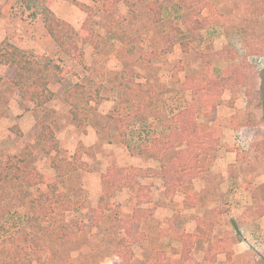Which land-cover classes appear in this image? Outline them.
<instances>
[{
  "label": "rangeland",
  "instance_id": "obj_1",
  "mask_svg": "<svg viewBox=\"0 0 264 264\" xmlns=\"http://www.w3.org/2000/svg\"><path fill=\"white\" fill-rule=\"evenodd\" d=\"M83 5L96 45L78 39L67 55L39 14L0 0L10 42L47 65L53 93L26 108L13 70L0 65V264H123L125 255L128 264L264 263V236H252L264 209V0H53L51 7L80 30ZM185 108L210 137L194 143L191 182L168 194L162 167L187 143L159 155L139 151L165 139L166 119ZM86 134L84 144L78 137ZM111 166L148 175L116 187ZM27 171L36 183L22 176ZM135 209L149 215L132 227L127 252L120 222Z\"/></svg>",
  "mask_w": 264,
  "mask_h": 264
},
{
  "label": "trees",
  "instance_id": "obj_2",
  "mask_svg": "<svg viewBox=\"0 0 264 264\" xmlns=\"http://www.w3.org/2000/svg\"><path fill=\"white\" fill-rule=\"evenodd\" d=\"M18 1L21 2L27 10H30V13L32 15L39 14L41 16L46 32L63 53L69 55L74 49H77L79 47L78 39H81L82 42L84 41L92 43L94 41L91 33V27H89L92 13H90V11H87V6L83 5L84 10L88 12L87 16L83 21L80 30H76L68 21L57 16V14H55V12L51 9V3L53 0ZM152 5L154 14L156 18H158L159 10L157 9V7L159 6H156L155 3H153ZM34 8H37V10H35ZM259 8L260 7L256 5V9L259 10ZM94 42L93 44L96 45V43ZM182 46L183 50L186 51V44L183 43ZM0 65H5L13 70L14 74L12 82L17 87L21 96V101L26 108L27 104L32 101H37L41 98L50 99V97H52L53 93L51 91H48L47 88L50 80L47 74V65L40 61L31 59L30 55L25 49L14 45L6 39L2 40L0 42ZM73 91L74 90L72 88L68 89L69 93ZM71 113L73 117H78L76 112L71 111ZM165 127L169 130V133L165 134L167 138L165 137L164 139V137H161L155 139V141L152 142L149 147H143V149H140L139 153L159 155L162 151L171 148L180 141H184L187 143L188 149L185 152H178L175 156V159L171 163L164 164L162 167L161 175L165 183V190L169 194L177 187L191 182L192 178L196 175L193 165V163L196 161V154H193L191 152L192 150L195 152L194 145L196 144L198 146L199 144L196 141H199L201 138H207L208 140L210 134L208 132H197L198 129L193 119V113L191 112V109L188 108L181 109L175 115H173L169 119H166ZM50 142V147H57L56 141L51 140ZM50 147L44 150L48 152L50 150ZM131 153H133L132 150ZM191 158L193 159V163ZM187 164L190 165L191 168L186 169L185 165ZM155 173H157V171H155ZM22 174L24 178H26L27 175L31 176V179L28 180L31 184L37 182V180L35 179L36 173L27 171L26 173L22 172ZM108 175L111 177L113 186L117 187L122 183H130L132 178L135 176L143 177L145 175H148V172H145L143 169L136 167L123 168L111 166L107 170V176ZM3 183L8 182L4 180ZM41 198L42 196L38 197L36 200L42 202ZM45 210L46 207L43 206L41 207V211H39V213ZM263 213L264 209H259L257 211V214L259 216H261ZM148 215L149 214H147L143 209H135L131 218H129L128 220H122L120 222V227L124 228L126 236H128L129 238L127 252H129V245L132 243L131 240L135 235L132 227L135 224H138L140 219L145 218ZM123 241L124 239L121 238V242ZM183 241L185 242L184 239ZM119 253V256L123 255V251H119ZM128 262L129 255H125L123 264H128ZM178 264L183 263L178 262ZM256 264L264 263H262V261H257Z\"/></svg>",
  "mask_w": 264,
  "mask_h": 264
},
{
  "label": "crops",
  "instance_id": "obj_3",
  "mask_svg": "<svg viewBox=\"0 0 264 264\" xmlns=\"http://www.w3.org/2000/svg\"><path fill=\"white\" fill-rule=\"evenodd\" d=\"M53 2V1H52ZM52 4V3H51ZM51 9H52V7H51ZM53 10V9H52ZM8 17V16H7ZM41 18V17H40ZM38 20V19H37ZM41 20V19H40ZM8 22H9V18H4V22H3V18H2V23L0 22V28H1V26H2V29H0V42L2 41V40H4V39H6L7 41H9L10 42V40H9V38H10V35H11V33H13V30L10 28V26H9V24H8ZM41 22H42V20H41ZM42 24H43V22H42ZM43 27H44V25H43ZM44 30H45V28H44ZM46 31V30H45ZM19 34H20V36H24V38L26 37V38H32L31 36H30V34L29 33H27L24 29H21V31L19 32ZM48 34V33H47ZM49 35V34H48ZM51 38V37H50ZM52 39V38H51ZM12 43V42H11ZM14 45H16V46H18V47H20V48H22L21 46H20V44L19 43H13ZM90 125L89 126H87V130L90 132V134L91 133H93L94 132V130L92 129V130H90ZM89 138V136H88V134H86V135H84V136H79L78 137V139H81L82 140V142L84 143V144H87V141L89 140L88 139ZM257 218H255V222L256 223H258V226H254L253 227V229H252V236H254V237H259L260 238V233H261V237L262 236H264V213L261 215V216H259L258 214H257Z\"/></svg>",
  "mask_w": 264,
  "mask_h": 264
},
{
  "label": "built area",
  "instance_id": "obj_4",
  "mask_svg": "<svg viewBox=\"0 0 264 264\" xmlns=\"http://www.w3.org/2000/svg\"><path fill=\"white\" fill-rule=\"evenodd\" d=\"M240 143H242V142H240ZM243 145V144H242Z\"/></svg>",
  "mask_w": 264,
  "mask_h": 264
}]
</instances>
